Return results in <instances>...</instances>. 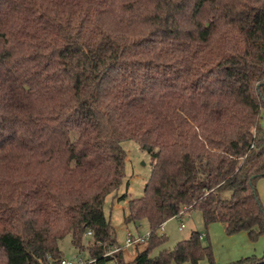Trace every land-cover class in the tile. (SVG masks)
Returning a JSON list of instances; mask_svg holds the SVG:
<instances>
[{
  "label": "trees",
  "instance_id": "1",
  "mask_svg": "<svg viewBox=\"0 0 264 264\" xmlns=\"http://www.w3.org/2000/svg\"><path fill=\"white\" fill-rule=\"evenodd\" d=\"M262 114L264 0H0V264H58L64 236L126 264L102 211L125 139L150 156L122 219L149 228L132 263L218 264L196 231L148 253L180 211L264 233Z\"/></svg>",
  "mask_w": 264,
  "mask_h": 264
},
{
  "label": "rangeland",
  "instance_id": "2",
  "mask_svg": "<svg viewBox=\"0 0 264 264\" xmlns=\"http://www.w3.org/2000/svg\"><path fill=\"white\" fill-rule=\"evenodd\" d=\"M259 123L264 128V114L261 115ZM120 146L125 152L124 176L117 189L106 195L102 211L113 229L116 245L121 252V260L123 263L133 264L132 260L135 254L145 247L146 233L149 228L145 220H140L136 224L124 223L122 219L126 213L127 200L142 194L143 185L150 171V156L131 139L120 141ZM255 188L264 212V177L256 179ZM224 195L227 196L228 192H225ZM180 224L182 225L180 226ZM161 228V231L157 229V232L163 233L164 240L149 251L150 257L155 256L162 249H171L177 241L188 238L192 231L200 234L202 244H209L212 259L218 264H225L249 255L260 256L264 252V233L253 241L249 240L244 232L227 235L224 232L223 223L212 222L205 227L198 210L183 212L177 217L168 218L163 222ZM126 231L131 233L133 239L138 238L139 240L125 246ZM89 244L90 242L83 243L82 249L77 250L70 244L68 236H64L58 241L63 258L78 259L84 264H92L87 262L91 259L88 255V248H86ZM115 248L114 246L107 248L103 250V254L111 256ZM104 264H114V260L109 259ZM198 264H207V260L203 258L198 261Z\"/></svg>",
  "mask_w": 264,
  "mask_h": 264
},
{
  "label": "built area",
  "instance_id": "3",
  "mask_svg": "<svg viewBox=\"0 0 264 264\" xmlns=\"http://www.w3.org/2000/svg\"><path fill=\"white\" fill-rule=\"evenodd\" d=\"M180 214H182L181 211L178 213V215H180ZM181 225L182 224H180V226ZM84 235L85 236L90 235V231L89 230L84 231ZM146 235H147V233H146ZM138 240H139L138 238L133 239L131 233L128 232V231H126V233H125V239H124V245L125 246L131 245L132 243H134V242H136ZM116 250H117V248H115V251ZM92 261H93V259H89L87 262L88 263H91ZM58 264H84V263L81 260H78V259L77 260H75V259L71 260V259L61 258L59 260Z\"/></svg>",
  "mask_w": 264,
  "mask_h": 264
},
{
  "label": "crops",
  "instance_id": "4",
  "mask_svg": "<svg viewBox=\"0 0 264 264\" xmlns=\"http://www.w3.org/2000/svg\"><path fill=\"white\" fill-rule=\"evenodd\" d=\"M162 224H163V223H162ZM161 229H162V228H161V226H160V229H159V230L161 231Z\"/></svg>",
  "mask_w": 264,
  "mask_h": 264
}]
</instances>
